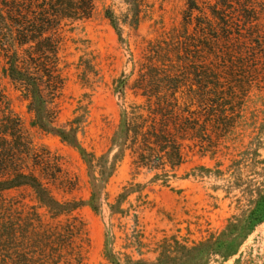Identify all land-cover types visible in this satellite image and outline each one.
<instances>
[{
    "label": "trees",
    "instance_id": "obj_1",
    "mask_svg": "<svg viewBox=\"0 0 264 264\" xmlns=\"http://www.w3.org/2000/svg\"><path fill=\"white\" fill-rule=\"evenodd\" d=\"M126 2L136 26L140 0ZM207 8L203 11L191 0L182 13L181 30L162 38V47H168L162 49V58L167 59L153 61L146 71L143 66L133 79L143 101L122 107L111 139L116 151L110 156L111 150L97 155L81 146L78 115L68 127L54 123L53 99L63 86L58 69L60 31L66 24L90 18L93 1L0 0L2 72L27 101L30 124L56 132L77 149L90 186L87 199L55 197L45 179L54 182L60 177L59 163L48 150L38 153L18 116L7 107L5 128L0 125V264H81L89 237L76 210L83 205L94 212L100 210L103 200H108L107 182L126 149L135 154L136 167L159 169L161 173L154 174L159 176L182 162L185 140L199 141L201 150L213 155L233 134L235 115L244 107L252 78L264 75V33L256 25L252 0H214ZM196 9L199 14L193 16ZM105 14L121 38L114 14L108 10ZM129 78L123 75L116 82L122 97ZM187 83L190 94L183 95ZM208 145L213 146L206 148ZM136 186L139 184L124 185L114 201L106 202L112 213L124 212L122 203ZM21 187L27 190L28 200L5 195ZM254 202L245 216L233 218L221 231L230 241L236 240V246L264 222V189ZM203 244L186 248V253L192 255ZM236 246L232 249L228 244L225 249L222 245L223 252L211 246L210 251L203 250L201 258L206 260L212 254L228 258ZM103 254L119 264L107 239Z\"/></svg>",
    "mask_w": 264,
    "mask_h": 264
},
{
    "label": "rangeland",
    "instance_id": "obj_2",
    "mask_svg": "<svg viewBox=\"0 0 264 264\" xmlns=\"http://www.w3.org/2000/svg\"><path fill=\"white\" fill-rule=\"evenodd\" d=\"M92 1L90 18L66 24L60 31L58 69L63 86L53 99L54 123L68 127L78 115L77 140L81 146L97 155L111 150V156L116 151L111 139L122 107L143 101L133 79L143 66L146 71V65L167 59L162 58V49H168L162 47V38L181 30L182 13L191 0H140L136 26L126 0ZM194 2L197 8L207 11L214 0ZM252 3L257 11L256 25L264 33V0ZM107 10L114 14L121 38L106 16ZM198 14L196 9L192 15ZM3 62L0 56L1 128H5L10 107L38 153L48 150L59 163L60 177L54 182L45 179L55 197L87 199V168L77 149L56 132L30 124L27 101L3 74ZM123 75L130 76L124 97L115 88ZM250 84L244 107L240 115H235L234 132L221 142L215 154L204 153L197 140H185L182 162L155 176L161 173L159 169L136 167L135 154L125 150L107 182L108 200H103L100 210L94 212L87 205L76 210L89 237L81 264H113L103 254L106 239L119 264H133L132 260L156 264H262L264 222L257 224L238 246L236 240L230 241L221 233L230 220H240L248 212L264 189V75L253 77ZM188 86L182 87L183 95L190 94ZM128 183L139 186L126 195L124 212L112 213L106 202L114 201ZM5 195L28 200L24 187ZM201 242L202 249L196 247L192 255L186 253V248ZM228 244L232 249L236 246L232 256L212 254L206 260L201 258L203 250L217 246L223 252L229 249ZM222 245L225 249L221 250Z\"/></svg>",
    "mask_w": 264,
    "mask_h": 264
}]
</instances>
